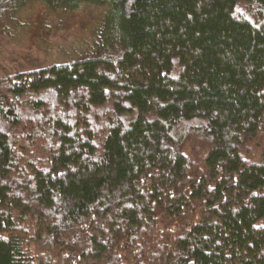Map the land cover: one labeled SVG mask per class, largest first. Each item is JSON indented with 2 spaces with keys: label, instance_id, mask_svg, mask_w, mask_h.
Instances as JSON below:
<instances>
[{
  "label": "trees",
  "instance_id": "obj_1",
  "mask_svg": "<svg viewBox=\"0 0 264 264\" xmlns=\"http://www.w3.org/2000/svg\"><path fill=\"white\" fill-rule=\"evenodd\" d=\"M35 3L105 12L0 76V264H264V0Z\"/></svg>",
  "mask_w": 264,
  "mask_h": 264
},
{
  "label": "rangeland",
  "instance_id": "obj_2",
  "mask_svg": "<svg viewBox=\"0 0 264 264\" xmlns=\"http://www.w3.org/2000/svg\"><path fill=\"white\" fill-rule=\"evenodd\" d=\"M104 7L84 5L73 14L51 13L35 3L0 35V76L69 60L90 49Z\"/></svg>",
  "mask_w": 264,
  "mask_h": 264
}]
</instances>
